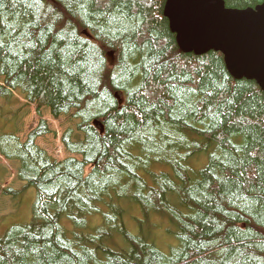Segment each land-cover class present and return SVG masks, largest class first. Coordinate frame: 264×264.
I'll return each mask as SVG.
<instances>
[{
  "label": "trees",
  "instance_id": "trees-1",
  "mask_svg": "<svg viewBox=\"0 0 264 264\" xmlns=\"http://www.w3.org/2000/svg\"><path fill=\"white\" fill-rule=\"evenodd\" d=\"M164 3L0 0V99L79 121L60 162L36 145L42 119L1 138L23 184L2 194L37 201L0 236V264H264V94L220 54L180 52Z\"/></svg>",
  "mask_w": 264,
  "mask_h": 264
},
{
  "label": "water",
  "instance_id": "water-1",
  "mask_svg": "<svg viewBox=\"0 0 264 264\" xmlns=\"http://www.w3.org/2000/svg\"><path fill=\"white\" fill-rule=\"evenodd\" d=\"M163 16L180 52L218 53L233 79L253 81L264 94V2L234 10L223 0H165Z\"/></svg>",
  "mask_w": 264,
  "mask_h": 264
},
{
  "label": "rangeland",
  "instance_id": "rangeland-1",
  "mask_svg": "<svg viewBox=\"0 0 264 264\" xmlns=\"http://www.w3.org/2000/svg\"><path fill=\"white\" fill-rule=\"evenodd\" d=\"M107 60L110 64L113 63V59L108 58ZM0 85H3L2 77H0ZM41 113V117L38 116L34 106L27 104L17 92H12L10 99L7 101L0 99V140L15 129V137L23 143L30 132V125L35 126L42 119L49 127L51 133L38 138L36 145L57 162L69 158L70 155L61 144V136L69 129L75 131L79 121L72 119L69 115H62L58 120H54L47 109H42ZM71 157L75 156L71 155ZM203 157L198 162L201 166L207 161L206 157ZM17 167L16 162L7 161L0 155V236L14 225L27 224L32 218V208L37 201V193L33 188L27 189L20 196H5L2 194V191L7 189L13 191L21 190L23 184L15 176ZM131 215L135 216L136 213L132 211ZM127 218H129L127 221L129 230L136 233L137 228L133 220H131L132 217L129 215L125 220ZM155 221L162 228L168 227V223L165 220L155 219ZM162 228H156L157 242L162 247V250L167 251L166 247L168 244H173L174 239L167 236ZM146 231L150 233L149 230ZM150 238L155 240L152 235H150Z\"/></svg>",
  "mask_w": 264,
  "mask_h": 264
}]
</instances>
